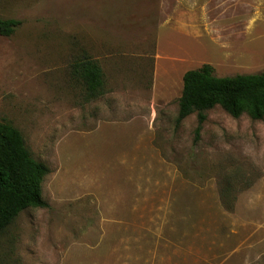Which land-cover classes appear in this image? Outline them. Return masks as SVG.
<instances>
[{
    "label": "rangeland",
    "instance_id": "1",
    "mask_svg": "<svg viewBox=\"0 0 264 264\" xmlns=\"http://www.w3.org/2000/svg\"><path fill=\"white\" fill-rule=\"evenodd\" d=\"M196 1L185 68L264 72V0ZM171 3L0 0L21 22L0 35V121L51 170L47 207L0 232V264H264V119L216 106L198 136L196 114L177 123L156 51ZM83 54L105 79L89 102L71 73Z\"/></svg>",
    "mask_w": 264,
    "mask_h": 264
},
{
    "label": "trees",
    "instance_id": "2",
    "mask_svg": "<svg viewBox=\"0 0 264 264\" xmlns=\"http://www.w3.org/2000/svg\"><path fill=\"white\" fill-rule=\"evenodd\" d=\"M20 24L16 19L0 18V35L10 37ZM71 73L82 85L87 102L106 93L103 69L89 55L78 57L71 65ZM178 106V124L196 114L197 136L207 119V111L216 106L235 119L247 114L253 120H263L264 72L219 77L212 65L204 64L184 74ZM50 172L45 163L33 157L20 130L0 121V232L24 210L47 207L42 185Z\"/></svg>",
    "mask_w": 264,
    "mask_h": 264
},
{
    "label": "crops",
    "instance_id": "3",
    "mask_svg": "<svg viewBox=\"0 0 264 264\" xmlns=\"http://www.w3.org/2000/svg\"><path fill=\"white\" fill-rule=\"evenodd\" d=\"M195 0H183L181 2L180 0H173V3H171V10L166 15L168 11L165 13V17L169 19L168 23H162L159 25L158 33H157V61L160 63L162 62L164 66L166 67L165 63L168 61L170 62V69L166 72L169 76L173 77L174 75L176 78V92H178L179 97L182 95L183 91V76L184 74L189 71L187 68V65L190 63V61H193V55L189 54V49H191V46L193 48V41L195 43L196 39H200L202 37L201 33H197V37L194 36V29L195 24L190 22L189 19L192 18L191 10L195 7H199V3ZM185 4V10L180 9V6L182 7ZM202 7L204 8V2H200ZM209 1L206 2V8L208 9ZM201 7V6H200ZM180 11V14H179ZM201 19H206L207 16L204 15L203 9H201ZM164 17V18H165ZM199 29V28H198ZM169 30V34L167 35L166 31ZM169 36V38H167ZM194 39V40H193ZM192 41V42H191ZM198 45H201L199 41L196 42ZM168 46V47H167ZM166 48H169L171 50V53L167 54L164 52ZM225 51V50H224ZM227 54V53H226ZM229 55V54H228ZM231 58V56L228 57L227 60ZM205 64H212V62H208ZM223 77V76H222ZM167 84H169L171 88H174L173 85L170 84V81H167Z\"/></svg>",
    "mask_w": 264,
    "mask_h": 264
}]
</instances>
